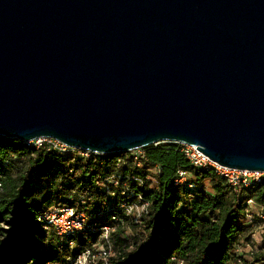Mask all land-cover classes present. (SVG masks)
Listing matches in <instances>:
<instances>
[{
	"label": "water",
	"instance_id": "95a60500",
	"mask_svg": "<svg viewBox=\"0 0 264 264\" xmlns=\"http://www.w3.org/2000/svg\"><path fill=\"white\" fill-rule=\"evenodd\" d=\"M0 137L264 173V0H0Z\"/></svg>",
	"mask_w": 264,
	"mask_h": 264
},
{
	"label": "trees",
	"instance_id": "16d2710c",
	"mask_svg": "<svg viewBox=\"0 0 264 264\" xmlns=\"http://www.w3.org/2000/svg\"><path fill=\"white\" fill-rule=\"evenodd\" d=\"M141 151V168H132L126 158L125 165L116 169L113 160L126 155L92 154L81 159L0 137V264H68L85 250L93 251L99 232L59 239L44 230L37 218L49 203L88 213L90 223L102 227L107 225L97 217L128 223L118 205L137 198L149 206L139 221L145 238L129 244L120 238L122 224L108 226L116 247L109 264L239 263L231 251L244 230L239 222L245 218V202L252 198L264 212V181L234 190L213 172L192 168L177 144L151 145ZM178 171L191 174L184 184H174ZM117 174L121 177L117 187L105 181ZM130 175L140 182L127 180ZM47 179L49 187L44 186ZM124 184L132 198L121 194ZM256 219L264 235V222ZM253 259L264 264V248Z\"/></svg>",
	"mask_w": 264,
	"mask_h": 264
},
{
	"label": "built area",
	"instance_id": "2783aa9c",
	"mask_svg": "<svg viewBox=\"0 0 264 264\" xmlns=\"http://www.w3.org/2000/svg\"><path fill=\"white\" fill-rule=\"evenodd\" d=\"M25 144L33 147L35 150L43 149L45 152H54L58 155L75 154L81 159L89 158L93 154L87 151L66 147L60 142L50 138H38ZM158 144H155L154 146H157ZM174 144H177L179 146L180 153L185 157V159L189 162L192 168L204 172H213L217 177L224 180V182L234 190L248 189L264 181V173L262 172L239 171L235 169L221 167L211 162L201 152L195 150V146L185 145L182 143ZM143 157L144 155L141 149H137L135 151L127 153L125 158L116 159L114 165L117 167L121 165L124 166L127 158L132 168L139 169L142 167ZM190 176L191 174L188 172L178 171L174 184H184L187 178H189ZM120 178V175L117 174L112 176L111 178H106L105 181H107V183L111 184L112 186L117 187L118 179ZM126 179H129L130 181L136 184L140 182V180L135 175H130L126 177ZM188 187L190 188L191 185L188 184ZM123 188L124 189L122 190L121 194L123 196H127L128 198H132L133 194L126 192V184L123 185ZM82 201L83 197H80L79 202ZM135 201H138V203L136 204L134 201L129 203L122 202L118 205V208L126 214H130L134 211H139V214L146 213L149 207L148 204L145 203L141 198H137V200ZM252 205H254V200L252 198H249L245 202L244 209L245 218L249 222L253 220V216L251 215L249 210ZM255 217L264 222V212L262 207L258 206L257 214L255 215ZM37 221L43 223V228L47 233H51L59 239L88 232H99L102 235L104 247L97 253V256L100 257L103 261H105V263L111 256L109 234L112 229L108 226L100 227L92 225L84 212H77L71 206H62L58 208L51 207L48 208L44 213H42L37 218ZM69 245L73 246V243L70 242ZM90 254V250H85L80 255L69 259L68 264H85V261L90 256ZM91 256L94 257L93 255ZM174 264H182V262L175 261Z\"/></svg>",
	"mask_w": 264,
	"mask_h": 264
},
{
	"label": "rangeland",
	"instance_id": "374dc122",
	"mask_svg": "<svg viewBox=\"0 0 264 264\" xmlns=\"http://www.w3.org/2000/svg\"><path fill=\"white\" fill-rule=\"evenodd\" d=\"M121 155L124 156L126 154H121ZM113 162H115V160H113ZM114 167L116 168V166ZM50 180L51 179H47L46 181H44L45 187H49ZM206 184L207 182H205V185ZM108 198L109 196H105L106 200H109ZM112 200H116V199L112 198ZM134 202L136 204L138 203V201H134ZM79 204L80 206H83L82 202H79ZM48 205H51L49 208L53 207L51 203H49ZM257 209H258V203L254 200V205H252L249 208L251 215L254 217V221L249 222L246 218H244L239 222L244 227V230L240 235V237L237 239L234 249H232L231 251V256L233 260H235V258L237 257L240 258V262L237 264H260V263H256L253 259L256 252H260L264 248V235H263L262 224H260L255 217L257 213ZM124 214L129 220L128 223L122 222V219H117V218L115 220H112L110 216L106 218L97 217V221H99L100 223L102 222L107 226H113L115 228H117L122 224L120 226V232H121L120 238L121 239L124 238L126 240V243L132 244L134 243V241H142L146 235V233L143 230V227L139 223L140 215L142 214H139V211H134L130 214H126L124 212ZM92 218L93 217H90L91 220H93ZM109 240L111 245V256H112L116 247L114 245V240L112 239ZM103 247H104V241L102 235L99 233L98 239L96 243L93 245V251H91L90 256L86 259L85 264H109V260H107L105 263V261H103L100 257L97 256V253ZM91 255H93L94 257H92Z\"/></svg>",
	"mask_w": 264,
	"mask_h": 264
},
{
	"label": "crops",
	"instance_id": "0c3cea01",
	"mask_svg": "<svg viewBox=\"0 0 264 264\" xmlns=\"http://www.w3.org/2000/svg\"><path fill=\"white\" fill-rule=\"evenodd\" d=\"M257 214V213H256Z\"/></svg>",
	"mask_w": 264,
	"mask_h": 264
}]
</instances>
